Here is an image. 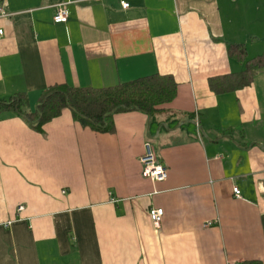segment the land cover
Here are the masks:
<instances>
[{
	"label": "crops",
	"instance_id": "1",
	"mask_svg": "<svg viewBox=\"0 0 264 264\" xmlns=\"http://www.w3.org/2000/svg\"><path fill=\"white\" fill-rule=\"evenodd\" d=\"M62 1L0 0V104L22 96L33 111L54 84L152 74L178 91L154 116L116 113L108 132L70 108L40 131L1 107L0 264H264V68L245 87L210 86L244 70L232 45L264 52V0H71L56 23ZM147 140L165 180L142 175Z\"/></svg>",
	"mask_w": 264,
	"mask_h": 264
},
{
	"label": "trees",
	"instance_id": "2",
	"mask_svg": "<svg viewBox=\"0 0 264 264\" xmlns=\"http://www.w3.org/2000/svg\"><path fill=\"white\" fill-rule=\"evenodd\" d=\"M231 49L245 61L243 71L210 79L215 91H232L252 83L256 72L264 68V52L248 59L244 45H232ZM178 85L171 75L152 74L110 87H72L59 83L48 87L41 95L33 111H23L26 103L19 96L2 108H16L27 122L42 131L44 124L59 117L64 109L70 108L73 116L82 125L100 132L113 130V117L127 110H140L149 115L161 111L162 105L174 100ZM2 107V108H1ZM237 264H263L259 259L244 260Z\"/></svg>",
	"mask_w": 264,
	"mask_h": 264
},
{
	"label": "built area",
	"instance_id": "3",
	"mask_svg": "<svg viewBox=\"0 0 264 264\" xmlns=\"http://www.w3.org/2000/svg\"><path fill=\"white\" fill-rule=\"evenodd\" d=\"M71 0H65L57 4V11L54 15V22L56 23H67L69 19V11L67 5L71 3ZM129 3L123 2V7L126 8ZM0 14L3 16L8 15L3 8H0ZM4 34V30H0V38ZM144 154L141 156L142 164V175L145 178H150L154 181H162L168 177V168L160 161L156 148L151 140H147L144 144ZM258 189L260 192L264 193V183L258 184ZM234 195L236 197H241V190L238 186L233 188ZM24 206H21L22 210ZM150 216L153 224L159 227L162 218L164 216V209L162 207H151ZM9 223V222H8Z\"/></svg>",
	"mask_w": 264,
	"mask_h": 264
}]
</instances>
